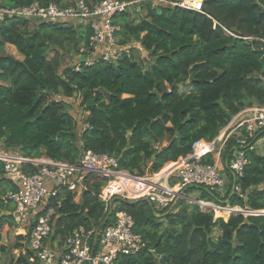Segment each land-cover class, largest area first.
Returning <instances> with one entry per match:
<instances>
[{"label":"trees","instance_id":"1","mask_svg":"<svg viewBox=\"0 0 264 264\" xmlns=\"http://www.w3.org/2000/svg\"><path fill=\"white\" fill-rule=\"evenodd\" d=\"M84 1L90 7L103 0ZM163 1L139 0L114 13L110 24L122 51L114 63L99 57L89 67L84 61L62 63L64 55L90 51L91 23L39 22L18 15L0 19V151L18 154L19 160L67 165L91 151L114 158L117 171L165 176L166 167L191 155L195 143H211L240 111L264 107V0H204L200 11L171 4L180 0ZM35 2L70 5L69 0H0V8ZM135 6L146 13L139 21L132 17ZM135 44L146 57L136 56ZM6 45L21 60L7 55ZM50 49L55 52L47 59ZM77 99L88 112L82 123L65 110V102ZM232 146L230 141L223 158ZM245 156L248 163L236 180L240 194L231 195L229 178L221 204L259 213L264 211V156L257 149ZM21 170L33 175L39 166L22 164ZM107 181L86 174L78 202L65 186L40 205L35 219L54 212L46 245L62 248L79 228L103 231L124 212L145 246L134 255H117L114 264H264V216L214 219L212 212L184 201L169 213L145 200L118 198L106 205L100 192ZM18 190L0 161V230L15 226L13 204L5 198ZM200 192V201L220 204ZM32 228L16 238L20 243L11 249L19 254L9 264H41L28 249ZM11 249L0 245V255L10 256Z\"/></svg>","mask_w":264,"mask_h":264},{"label":"built area","instance_id":"2","mask_svg":"<svg viewBox=\"0 0 264 264\" xmlns=\"http://www.w3.org/2000/svg\"><path fill=\"white\" fill-rule=\"evenodd\" d=\"M154 1L166 3L163 0ZM69 2L70 5L64 8L55 4L41 7L36 2L23 8H0V19L6 15H18L34 18L39 22L91 23L94 32L90 38L91 49H82L81 53H85L86 57H93L91 65L99 57L108 63L117 61L122 50L115 44L113 35L116 29L110 24V17L114 13L123 12L137 1L103 0L90 7L84 0ZM185 2L186 0H180L171 4L200 11L203 0L195 6ZM84 63L87 64V58ZM230 141H233L231 155L223 158ZM205 144L209 147L203 146L197 155L180 160L174 178L167 177L164 181H154L152 176L137 177L125 171H117V161L114 158L91 151L82 153L75 165L46 159L21 158L20 162H16L1 158L5 176L19 189L18 192L6 196L14 207L13 220L25 232L26 227H33L29 235L28 249L41 264H114L117 255H134L145 246L141 237L133 233L132 219L126 213H117L114 224L100 232H85L82 228L74 230L62 248L55 250L45 244L51 234L50 221L54 212L49 209L45 215L35 219L40 205L48 198L55 197L61 187L66 186L68 191L74 193L76 188L81 187L84 175L92 174L108 179L100 192L106 205L119 198L129 202L145 200L157 211L166 213L171 212L179 201L197 205L202 209L199 204L202 201L191 199L187 195L190 187L197 186L198 189L208 190L220 201V204L202 202L212 206L203 209H225L230 212L229 215H245L246 213H233V209L222 207L221 201L226 196L229 181L221 171L224 164L231 178V192L239 195L240 189L236 186V180L242 177L248 163L245 152L257 149L264 156V107H251L240 111L211 143ZM39 161L41 162L35 163ZM208 161L212 163L208 164ZM22 164L39 166V170L36 174L26 175L21 170ZM262 213L264 211L257 215L264 216Z\"/></svg>","mask_w":264,"mask_h":264},{"label":"rangeland","instance_id":"3","mask_svg":"<svg viewBox=\"0 0 264 264\" xmlns=\"http://www.w3.org/2000/svg\"><path fill=\"white\" fill-rule=\"evenodd\" d=\"M137 2L136 3H138L139 2V0H136ZM197 1H201V0H186V4H189V5H196L195 4V2H197ZM136 5V4H135ZM132 9V8H131ZM131 13H132V17H135L134 19L136 20V21H139L141 18H143L144 16H145V11H142L141 12V10H140V8L139 7H134L133 9H132V11H131ZM134 47H135V52H136V56L138 57V58H144V57H146V54H144L140 49H139V45H134ZM54 52H55V50H53V49H50V51H49V53H48V55H47V59H50L52 56H53V54H54ZM5 53L7 54V55H10V56H12V57H14V58H16V59H19V60H21V56L16 52V49L14 48V47H12V46H9V45H6L5 46ZM64 57V59H63V63H62V65L63 66H66V65H68V66H70V65H76V66H78L79 65V63H81V62H83V61H85V59L87 58V64H86V66L87 67H89V66H91V64H92V62H93V57H86V56H84V55H80V56H67V55H64L63 56ZM182 93H186V92H188V90L186 89V88H183L182 89V91H181ZM55 99L56 100H60V96H55ZM64 105H65V110H66V112H68L71 116H73L75 119H78V120H80V123H82L83 121H84V119L87 117V115H88V112H86L85 110H84V107L83 106H81V101H80V99H77V100H69V101H67V102H65L64 103ZM4 154V155H3ZM5 154H9V155H5ZM15 153H5V152H2V151H0V159L2 158V159H4V160H12L10 157L12 156V155H14ZM11 155V156H10ZM15 156V155H14ZM8 157V158H7ZM42 160V159H41ZM14 161H16V162H20L18 159L16 160H14ZM28 163V162H27ZM35 163H40V162H35ZM222 174L223 175H225L224 174V171L222 172ZM225 178L226 179H228V177H227V175L225 176ZM74 193H76L75 195V202H78L79 201V198H80V194H81V187H78V188H76V190H75V192ZM201 192H200V190H191V191H188L187 192V195H188V197H190V198H192V199H194V200H200L201 199ZM6 199V198H5ZM193 205V204H192ZM207 207H212V206H203V208H207ZM202 208V209H203ZM201 209V210H202ZM227 209V208H226ZM234 210V212L233 213H246L245 214V216L246 215H250V214H253V215H257L258 213H250L249 211H243L242 212V210H240V209H233ZM202 211H205V212H212L213 213V217H214V219H223V220H227L228 219V217L230 216L229 215V211H227V210H221V211H215V210H210V209H208V210H206V209H203ZM241 211V212H240ZM260 213V212H259ZM263 215H264V213H262ZM15 223V226H7V225H5L1 230H0V235H1V241H0V245L1 246H4V247H6L7 249H9V247H10V249L11 248H13V246L16 244V243H20L16 238L18 237V236H23V235H25L26 234V232L25 231H23V229L20 227V226H18L17 224H16V222H14ZM53 249H55V250H59L60 248H59V246L56 244V243H54L53 244ZM19 254V250H13V249H11L10 250V256H8V257H3V256H1L0 255V263L1 264H9L8 262H9V258L12 256V257H14V258H16L17 257V255Z\"/></svg>","mask_w":264,"mask_h":264},{"label":"crops","instance_id":"4","mask_svg":"<svg viewBox=\"0 0 264 264\" xmlns=\"http://www.w3.org/2000/svg\"><path fill=\"white\" fill-rule=\"evenodd\" d=\"M202 146H204V147H209V145H206L204 142H202V141H199V142H197V143H195L194 144V150H193V153L191 154V155H189V157H192V156H195V155H197L198 154V152H199V150H200V148L202 147ZM6 155H9V154H6ZM15 156H18V154H14ZM13 155V156H14ZM11 156V155H10ZM39 162H41V161H39ZM180 164H176V165H173V166H169L168 168L166 167V169L165 170H170L169 171V173H167V175H165V177H163L160 181H164L167 177H169L170 179H172V178H174V176H175V171H176V169L178 168V166H179ZM223 169H222V171L221 172H223L224 171V174L225 175H223L224 177L227 175V177H228V181H229V178H230V175L228 174V172L226 171V168H225V165L223 164ZM164 170V171H165ZM163 171V172H164ZM162 172V173H163ZM164 174V173H163ZM162 174V175H163ZM162 175H158V176H152L153 178L152 179H154V178H161L160 176H162ZM172 182V181H171ZM192 199V198H191Z\"/></svg>","mask_w":264,"mask_h":264},{"label":"water","instance_id":"5","mask_svg":"<svg viewBox=\"0 0 264 264\" xmlns=\"http://www.w3.org/2000/svg\"><path fill=\"white\" fill-rule=\"evenodd\" d=\"M92 105H93V101H90L87 106H92ZM190 189H193V190H196L197 189L198 190V187L197 186H192V187H190ZM203 191L206 192L209 196H212V194L210 192H208V190L203 189ZM233 194L234 193L232 191L231 192V195H233Z\"/></svg>","mask_w":264,"mask_h":264},{"label":"bare ground","instance_id":"6","mask_svg":"<svg viewBox=\"0 0 264 264\" xmlns=\"http://www.w3.org/2000/svg\"><path fill=\"white\" fill-rule=\"evenodd\" d=\"M198 3H199V1L195 2V4H198ZM10 158L12 159L11 161H14L15 159L17 160V158L15 156H11ZM163 177H165V176H161V178L158 177V178L154 179V181H160Z\"/></svg>","mask_w":264,"mask_h":264},{"label":"clouds","instance_id":"7","mask_svg":"<svg viewBox=\"0 0 264 264\" xmlns=\"http://www.w3.org/2000/svg\"><path fill=\"white\" fill-rule=\"evenodd\" d=\"M204 1V0H203ZM190 190H193V189H190ZM198 190H200V189H198ZM197 201H200V200H197ZM202 202H204V201H202ZM210 203V202H209ZM254 216H258V215H254Z\"/></svg>","mask_w":264,"mask_h":264}]
</instances>
